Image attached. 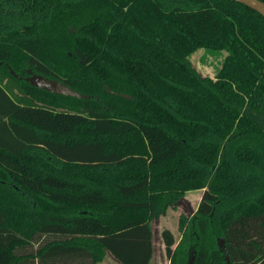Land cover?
I'll use <instances>...</instances> for the list:
<instances>
[{
	"label": "trees",
	"instance_id": "1",
	"mask_svg": "<svg viewBox=\"0 0 264 264\" xmlns=\"http://www.w3.org/2000/svg\"><path fill=\"white\" fill-rule=\"evenodd\" d=\"M200 50L226 51L213 76L194 67ZM179 153L188 172L153 181L149 164ZM189 188L202 194L180 239L161 233L169 264H264L262 14L232 0H0V264L106 251L150 264L152 220Z\"/></svg>",
	"mask_w": 264,
	"mask_h": 264
},
{
	"label": "rangeland",
	"instance_id": "2",
	"mask_svg": "<svg viewBox=\"0 0 264 264\" xmlns=\"http://www.w3.org/2000/svg\"><path fill=\"white\" fill-rule=\"evenodd\" d=\"M204 53L205 52L203 50H200L193 55V65L203 75L209 74L213 76L216 70L221 67L226 51ZM37 79H39L37 75H32L28 80L30 82H35ZM187 167L188 166L186 165L181 153L169 160H163V162L149 164L153 181H170L173 178H177V176L185 175L188 172L184 171ZM174 170L177 171L174 172ZM157 183L160 182L158 181ZM201 194V189L189 188L184 197H182L175 206L168 207L164 214H160L152 220V228L154 233V256L150 264H169V259L165 252V245L161 234L162 230L168 227L173 231L176 240L180 239L182 233L179 228V218L181 215H193L199 200L201 199ZM100 264L121 263L109 251H106Z\"/></svg>",
	"mask_w": 264,
	"mask_h": 264
},
{
	"label": "water",
	"instance_id": "3",
	"mask_svg": "<svg viewBox=\"0 0 264 264\" xmlns=\"http://www.w3.org/2000/svg\"><path fill=\"white\" fill-rule=\"evenodd\" d=\"M237 1L242 4H245L249 6L250 8L258 11L260 14L264 16V1L262 0H232ZM39 79L37 81L32 82L33 84L43 87L45 89H48L53 92L61 93V94H67V95H73L77 97H85L80 92L74 90L73 88L67 86L66 84L55 80V79H49L47 77H44L42 75H37ZM220 245L224 247V240L222 239L220 241ZM225 248V247H224Z\"/></svg>",
	"mask_w": 264,
	"mask_h": 264
},
{
	"label": "crops",
	"instance_id": "4",
	"mask_svg": "<svg viewBox=\"0 0 264 264\" xmlns=\"http://www.w3.org/2000/svg\"><path fill=\"white\" fill-rule=\"evenodd\" d=\"M200 201V200H199Z\"/></svg>",
	"mask_w": 264,
	"mask_h": 264
}]
</instances>
